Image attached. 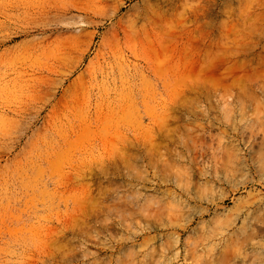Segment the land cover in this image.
Masks as SVG:
<instances>
[{
	"label": "rangeland",
	"instance_id": "rangeland-1",
	"mask_svg": "<svg viewBox=\"0 0 264 264\" xmlns=\"http://www.w3.org/2000/svg\"><path fill=\"white\" fill-rule=\"evenodd\" d=\"M157 1L0 0V264H264V0Z\"/></svg>",
	"mask_w": 264,
	"mask_h": 264
},
{
	"label": "bare ground",
	"instance_id": "bare-ground-1",
	"mask_svg": "<svg viewBox=\"0 0 264 264\" xmlns=\"http://www.w3.org/2000/svg\"><path fill=\"white\" fill-rule=\"evenodd\" d=\"M157 1V0H156ZM151 2L152 1H150V3L149 4H147L146 5V3H145V7H144V9L139 13L140 14V19H143V20H147V22H148V20H151L153 17L154 18H158L160 15H159V13H160V10H159V7H157L156 5L157 4H155V2L153 3L156 7H155V9L152 7V4H151ZM158 2V1H157ZM156 2V3H157ZM151 4V5H150ZM119 5V4H118ZM115 6V8H114V12H117L118 10H119V6ZM144 6V5H143ZM143 8V7H142ZM157 8H158V10H159V13L157 14V11H155V10H157ZM155 15H156V17H155ZM157 15H158V17H157ZM138 16L139 15H137V18H138ZM139 19V18H138ZM139 19V20H140ZM152 22H153V19H152V21H151V24H152ZM150 23V22H149Z\"/></svg>",
	"mask_w": 264,
	"mask_h": 264
}]
</instances>
